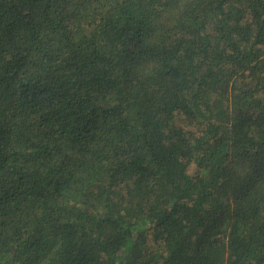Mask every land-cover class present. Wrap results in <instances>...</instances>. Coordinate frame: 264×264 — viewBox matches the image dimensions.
<instances>
[{
    "label": "trees",
    "instance_id": "obj_1",
    "mask_svg": "<svg viewBox=\"0 0 264 264\" xmlns=\"http://www.w3.org/2000/svg\"><path fill=\"white\" fill-rule=\"evenodd\" d=\"M0 264H264V0H0Z\"/></svg>",
    "mask_w": 264,
    "mask_h": 264
}]
</instances>
